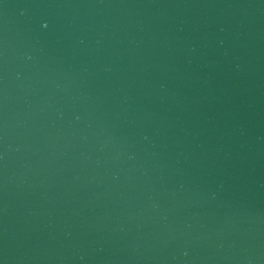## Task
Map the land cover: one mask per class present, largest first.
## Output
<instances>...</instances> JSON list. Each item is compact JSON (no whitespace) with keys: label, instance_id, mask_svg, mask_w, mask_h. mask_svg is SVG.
<instances>
[{"label":"water","instance_id":"obj_1","mask_svg":"<svg viewBox=\"0 0 264 264\" xmlns=\"http://www.w3.org/2000/svg\"><path fill=\"white\" fill-rule=\"evenodd\" d=\"M0 264H264V0H0Z\"/></svg>","mask_w":264,"mask_h":264}]
</instances>
